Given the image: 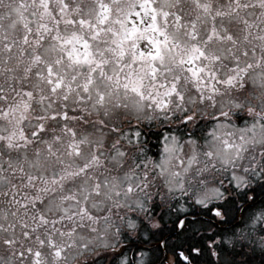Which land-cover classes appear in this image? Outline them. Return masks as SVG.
Listing matches in <instances>:
<instances>
[{"label": "snow or ice", "instance_id": "1", "mask_svg": "<svg viewBox=\"0 0 264 264\" xmlns=\"http://www.w3.org/2000/svg\"><path fill=\"white\" fill-rule=\"evenodd\" d=\"M0 264H264V0H0Z\"/></svg>", "mask_w": 264, "mask_h": 264}]
</instances>
